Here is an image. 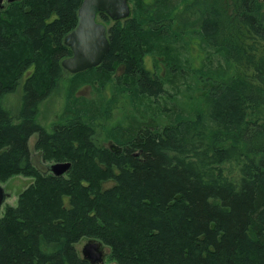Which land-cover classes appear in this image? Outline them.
Here are the masks:
<instances>
[{"label": "trees", "instance_id": "trees-1", "mask_svg": "<svg viewBox=\"0 0 264 264\" xmlns=\"http://www.w3.org/2000/svg\"><path fill=\"white\" fill-rule=\"evenodd\" d=\"M82 2L0 9V61L17 55L15 67H0V180L34 177L0 217V264H91L76 247L83 238L108 246L117 264H264V0H129L127 18L99 13L110 51L98 66L69 73L112 90L92 99L68 93L48 130L40 106L68 72L62 61L73 51L64 40ZM165 45L218 56L216 67H166L173 83L193 73L207 84L200 103L178 105L167 122L160 113L115 119L125 98L169 97L148 64ZM20 85L14 113L5 99ZM35 133L45 162L71 163L66 175L36 165Z\"/></svg>", "mask_w": 264, "mask_h": 264}, {"label": "rangeland", "instance_id": "rangeland-1", "mask_svg": "<svg viewBox=\"0 0 264 264\" xmlns=\"http://www.w3.org/2000/svg\"><path fill=\"white\" fill-rule=\"evenodd\" d=\"M187 54L181 51L182 49L176 46H163L160 50H152L148 55V64L151 66L155 64L162 75L165 78V82L170 93L169 97L161 98L159 103L152 102L150 100H139L134 105L125 98L121 104V108L115 110V119L125 121L132 117L136 118H146L151 115L160 113V118L162 121L167 122L170 115H176V109L178 105L187 104L188 106H195L201 101V96L205 92V87L207 84H200L197 82L196 77L192 73L189 78L184 80L176 81L175 83L167 77V65L173 61H179L182 65H186L193 68L201 67L202 63L206 67H216L219 65L218 56L211 50H208V56L204 59V53L200 48L194 51H188ZM0 61V67L10 69L9 63L16 66L14 61H17L16 53L13 51L6 52L3 54ZM204 59V60H203ZM123 67L120 66L116 74L121 73ZM116 77V76H114ZM114 80V79H113ZM83 79H74L73 74L66 72L61 79L59 86L53 91V93L46 98L40 106V111L38 115V121L48 130L52 129V123L57 121L64 107V101L68 93H72V96L83 97L87 99L97 98L100 93V98L104 96L105 98L110 94L112 90V84H108L102 91L98 89V82L82 83ZM80 83V84H78ZM82 83V84H81ZM114 83V82H113ZM21 85L16 89L15 92L9 94L5 99V104L17 113L20 106V98L22 95ZM162 111V114L161 112ZM38 134L32 135L29 145L32 150L33 160L36 165L43 171H49V165L51 163L45 162L42 159L41 153L35 149V142ZM99 140L108 146H113L114 141L111 139H106V134L104 132L99 133ZM227 171L232 176L236 177L239 174V167L236 164H229L227 166ZM34 181V177L26 176L24 174H14L11 177L0 180V184L5 188L7 193V198L3 204L0 217L4 215L6 209L10 205H16L18 203L20 193ZM114 184L113 180H108L104 182V186H112ZM88 238H83L76 243V247L80 255H83V248L89 242ZM104 261L100 264H117V261L113 258L110 252V248L106 245L103 246Z\"/></svg>", "mask_w": 264, "mask_h": 264}, {"label": "water", "instance_id": "water-1", "mask_svg": "<svg viewBox=\"0 0 264 264\" xmlns=\"http://www.w3.org/2000/svg\"><path fill=\"white\" fill-rule=\"evenodd\" d=\"M15 1L20 0H0V9ZM99 13H106L115 21L127 18L131 13L129 0H83L79 8V22L64 40L73 55L65 58L62 65L71 73L98 66L110 51L109 29L98 19ZM70 166V162H52L49 169L56 175H64ZM6 198L5 188L0 184V211ZM89 240L83 248V257L91 264L103 263L104 244L96 239Z\"/></svg>", "mask_w": 264, "mask_h": 264}, {"label": "bare ground", "instance_id": "bare-ground-1", "mask_svg": "<svg viewBox=\"0 0 264 264\" xmlns=\"http://www.w3.org/2000/svg\"><path fill=\"white\" fill-rule=\"evenodd\" d=\"M66 174H67V172L64 173V175H66ZM1 185H2V184H1Z\"/></svg>", "mask_w": 264, "mask_h": 264}]
</instances>
